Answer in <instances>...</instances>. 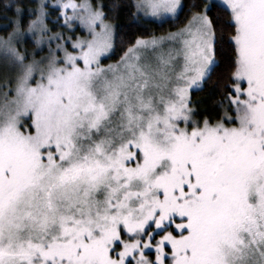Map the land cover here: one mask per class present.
Here are the masks:
<instances>
[{
  "label": "snow or ice",
  "instance_id": "obj_1",
  "mask_svg": "<svg viewBox=\"0 0 264 264\" xmlns=\"http://www.w3.org/2000/svg\"><path fill=\"white\" fill-rule=\"evenodd\" d=\"M0 264H264V0H0Z\"/></svg>",
  "mask_w": 264,
  "mask_h": 264
},
{
  "label": "trees",
  "instance_id": "obj_2",
  "mask_svg": "<svg viewBox=\"0 0 264 264\" xmlns=\"http://www.w3.org/2000/svg\"><path fill=\"white\" fill-rule=\"evenodd\" d=\"M124 23H127V21H124ZM168 30H174V27L173 25H170V24H164L163 27H159L155 24L151 25L149 27V31H155L157 35L161 34L162 32H165V31H168ZM204 94L201 93L199 95H194L193 96V99L194 100H198L200 99Z\"/></svg>",
  "mask_w": 264,
  "mask_h": 264
}]
</instances>
